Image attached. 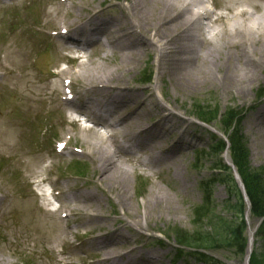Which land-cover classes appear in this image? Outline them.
I'll return each mask as SVG.
<instances>
[{
  "label": "bare ground",
  "instance_id": "bare-ground-1",
  "mask_svg": "<svg viewBox=\"0 0 264 264\" xmlns=\"http://www.w3.org/2000/svg\"><path fill=\"white\" fill-rule=\"evenodd\" d=\"M17 1L0 14V80L4 86L0 94V146L7 151L13 150V144L21 146L14 142L19 136L15 118L7 113L18 108L20 116L25 117L35 105L41 108L47 99L61 91L60 100L75 115L67 116L66 123L88 139L81 151L70 153L88 158L98 176L85 183L89 189L87 193L68 195L66 191L69 190L65 188L69 185L50 186V196L59 202L58 207L50 209V204H46L48 209H40V212L36 208V197L25 202L32 197L30 193L11 196L0 186V207L3 201L9 200L12 215L9 225L0 228V249L11 257L18 255L15 246L22 251L30 249L31 257L25 264H41V258L45 264H68L71 226L83 221L82 231H88L87 236L94 235V224H106L109 229L105 235L91 240L94 247L101 249V259L96 264H162L166 253L145 252L147 246L124 250L120 243L128 242L134 238L132 235L141 237L139 233L146 230L154 232L156 229L149 226L154 209H173L174 201L170 197L175 189L173 183L166 184L168 191L153 185L141 203L144 225L138 221L136 209H133L137 205L128 192V181L135 176L136 170L154 177L157 168L167 169L179 180V189H185L184 181L179 178V163L170 155L175 146L162 148L163 136L175 131V123L181 117L163 103L162 99L168 102L169 98H164L161 80L167 76L180 85L183 80L187 83L201 80L197 85L205 83L224 93L233 89L245 99L254 82L264 81V0H117L126 4L118 5L120 17L113 18L101 17V5L95 0H87L88 4L75 3V0H43L44 6L34 11L28 7L36 0ZM59 9L64 13L54 20L59 32L57 40L78 52L69 57L71 63L64 60L69 65L67 70H59L61 59L54 55L42 65L40 44L34 38L37 32L33 24L40 22L44 15L56 14ZM207 32H210L208 36L205 35ZM90 49V54L81 56L80 52L87 53ZM151 54L156 66L151 89L157 88L160 99L154 97L149 88L145 93H131L137 101L132 102L128 90L134 84L135 66L144 55ZM82 57L86 63L80 61ZM73 78L80 83L78 94L65 92ZM148 78V75L143 76V82ZM184 91L190 92L188 87ZM5 92L16 99L6 101L1 97ZM15 103L17 106H13ZM140 106L146 110L159 108L168 112L160 116L151 129L145 126L146 119L140 115ZM261 113L252 128L264 129V108ZM82 119L92 126L83 128ZM99 130L104 134L100 135ZM88 136L99 140L93 142ZM8 153L12 154L5 159L0 157V175L3 177L17 174L11 168V157L16 167L25 169L18 164L28 155L24 151ZM41 161L40 156V164ZM43 182H37L40 191L43 189L39 185ZM54 184H60L59 180ZM60 191L68 204L58 195ZM109 195L119 203L121 211L134 212V215L114 212L112 217L106 214L102 205L109 200ZM41 196H45L44 192ZM54 213L57 218L52 220L55 223L51 229L46 217H54ZM62 223L66 224L62 226ZM115 225L118 227L114 228ZM254 236L255 231L251 229L246 259L251 253ZM136 241L131 240L132 246L137 245ZM176 253L179 256V251ZM0 264L15 262L0 255Z\"/></svg>",
  "mask_w": 264,
  "mask_h": 264
},
{
  "label": "rangeland",
  "instance_id": "rangeland-1",
  "mask_svg": "<svg viewBox=\"0 0 264 264\" xmlns=\"http://www.w3.org/2000/svg\"><path fill=\"white\" fill-rule=\"evenodd\" d=\"M16 2L18 1L1 0L0 14L4 11V8L11 6ZM78 2L83 4L90 3L87 0H75V3ZM95 2L100 3V9H102V14L100 16L103 18L120 17L121 13L118 9V5L125 6L126 4L124 1L120 2L117 0H95ZM41 6H44L43 0H36L29 5L28 10L34 11L35 9H38L37 7L40 8ZM48 7L49 4L47 8ZM49 11L51 10L49 9ZM62 13H64V11L59 9L56 11V14L50 13L42 16L40 22L33 24V29L37 32V36L34 38L35 41L40 44L39 54L41 56L42 65H46L54 55L57 56L59 60L61 59L59 70H67L69 65H67L64 60L67 59L71 63L72 61H70L69 57L72 58L73 54H77L78 52L71 48L70 45L59 42L48 33L51 31H57L58 28H55L54 20L59 18ZM213 27H217V25H213ZM209 33L210 32H207L205 35L208 36ZM91 51L92 50L90 49L87 53L80 52V54L81 56L88 55ZM154 58L155 57H153L152 54L149 56L144 55L141 61L137 63L135 66V75L133 76L134 84L131 85L128 90L130 94L145 93L149 88H152V82L154 81L153 78L156 76ZM93 60H95L94 57ZM80 61L86 63L84 57H82ZM72 65L74 69L75 62H73ZM147 75L149 76L148 80L143 82L142 77ZM78 81L79 80L73 78L71 81L72 85L69 86L68 89H65V92L78 94L81 90ZM199 82H201V80L195 81L194 83L189 81L187 83L186 80H183L180 85L176 83V81L169 80L167 76H163L161 80L160 86L164 98H169L168 102L166 99V102L162 99L163 103L181 117V119L175 123V131L163 136L162 148L168 149L175 146V149L170 155L171 157H176V160L179 163L181 168V175L179 178L184 181L185 189L182 191L179 189V180H177L176 177L174 178L167 169L157 168L158 171L154 177L147 176L145 173L136 170L135 176L131 177L128 181V192L130 196L132 195L134 197L133 202L139 206L138 208L137 206L133 208L134 210L136 209L135 217L138 221L144 225L143 218L141 217V214L143 213L141 203L143 204L145 196L149 193L153 185H159L164 191H166V184L173 183L175 189L170 193V197L172 196V200L174 201L171 205L173 209L171 211L165 208L154 209L151 213L149 226L154 227L156 230L154 232H147L146 230L142 233H139L138 231V233L142 235L141 237L136 238L135 235H132L134 238H131L128 242L120 243L124 246V250L126 247H136L137 249H140L142 246H147L145 248H147L148 251L145 252L158 251L159 253H166L167 255L162 261V264H197L194 259V254H204L206 257L216 259L223 264H247L246 255L245 257H242V259H239L226 250L206 251L202 249L195 250L193 248L183 249L177 245L176 231L182 230L188 234H195L200 230V226L207 227L206 220H200V218L198 219V216L194 214L195 207L201 205L205 199L201 185L207 186L210 191V201L211 205L214 207L213 213L227 221L230 219L226 210L222 206L223 201L227 198L226 189L224 185L217 184V182L215 183L213 181L214 175L218 172V170L214 169V165L217 163L218 159L211 153L209 155V152L213 147L210 138L212 136L223 138L219 123L217 124L216 120H213L215 114L218 113L221 115L228 111H232L233 114L238 115L241 133L245 139V147L248 151L249 169L254 172L264 167V129L262 127L257 130L255 129V126L252 128L255 121L258 122L256 119L260 117L262 114L261 110L264 108V81L259 80L257 83L254 82L251 90H247L248 92L246 95L248 96H245V99L240 98V96L237 95V92H234L233 89L224 93L222 89L212 86L209 87L205 83L197 85ZM186 87L189 88V93L184 91L186 90ZM10 88L12 89L13 86L11 85ZM3 90L4 86L0 80V94ZM151 92L154 94V97L160 99L157 88L154 90L151 89L150 93ZM62 93L63 92L60 91L56 93V95L54 94L53 98L47 99L41 108L38 105H35L34 110L25 117L20 116L18 108L13 112L10 111L7 113V115H11L15 118L19 136L15 138L14 142L21 146L16 147L12 143L13 150L10 151H7L0 146V152L4 153L1 154L0 157L3 159L12 154L8 152H28V155L22 157L21 163L18 164L25 169L22 167H16L14 165V159L12 157L10 158V161L13 163V167L11 168L12 170L17 171V174L7 175V177L0 175V186L9 191L11 196L30 193L32 197L25 202H31L34 197H36V208L39 212L40 209H48V205L46 204H50V209L58 207L59 202L52 200V197L49 195L52 192L50 186L69 185L65 188V190H69L68 192L66 191V194L68 195L75 192L87 193V190L89 189L84 186L85 183L92 177L96 179L98 176V171L94 169V166L88 158L83 157L79 153H70L74 151L79 152V150L81 151L83 146L85 147V140L87 138H85L83 133L79 134L75 128L72 129V126L66 123V117L72 113L67 110L65 104H63L64 102L60 100V97L63 96ZM1 97L6 98V101L8 102L16 99H12L9 92L3 93ZM135 99L136 98H133V95L131 94L130 101L134 102L136 101ZM14 102H16V100H14ZM13 106H17V103ZM18 106L22 107V105ZM164 110L165 109L159 108H156L155 110L147 108L146 110L141 106L139 108L140 115L146 119V121H144V123H146L145 126L152 127L151 129H154L152 125L154 122L159 121L160 116L167 114L168 111ZM82 126L87 129L92 126V123H87L82 119ZM167 132L169 131H166L165 133ZM99 133L100 135L104 134L102 130H99ZM180 136L183 140L180 139ZM88 138L93 142L99 140L94 136H88ZM179 140L182 142L179 143ZM228 152L229 151L225 150L220 155V159L225 165L230 166ZM69 154L71 155L69 156ZM40 156L42 158L41 164ZM67 157L69 158L66 159ZM0 166H2L1 160ZM41 180H44V182L39 186L43 189L42 191L45 194L44 197L41 196L43 192L37 187V182ZM56 180H59L60 184H54V181ZM239 180V176L236 175L234 181L243 194V191L240 188L241 186L239 185ZM27 182H30V185L27 184ZM35 182L36 184H34ZM57 191L58 190H55L54 192ZM60 192L61 193L58 195L61 196L62 201L68 204L63 199L62 191ZM89 192L96 195L94 191ZM8 201L9 200L1 203V229H3L4 226L9 225V222L12 220V215L10 213L11 206ZM42 202H44L45 205H43ZM234 202L235 200L232 198L231 204ZM102 207L104 208V212L110 214L112 217L113 215L111 213L114 212L118 214L121 212L123 214L126 213L130 217L134 215V212L130 213L125 210L121 211L119 203L115 201L111 195H109V200H106ZM47 218L49 219L50 228L53 229L55 222L52 223V220L57 218V214L54 213V217L51 216V218L49 216L46 217V221ZM83 223V221H80L71 226L72 234L68 236V239L72 245L68 248V264H96L97 261L101 259V256L99 255L101 249L96 246L94 247L91 240L94 237L105 235L109 231L108 226L106 224H94L96 228L93 232L94 235L91 237L87 236L89 235V233H87L88 231L83 233ZM64 224L66 223H62V226ZM257 224L256 220H250L247 218V248L249 232L251 229L255 231ZM113 227L116 228L118 225ZM206 227L202 228V230H208ZM5 231L7 233L9 232L8 230ZM135 239H137V245L132 246L133 242H131V240ZM56 248L58 250L60 249V247ZM251 249V252L257 249V253L259 252L258 254H260V257L264 258L263 243L260 239L254 237ZM14 250L18 253L17 257H11L7 251L3 252L1 249L0 255L6 258L10 257V260H14L15 264H25L29 257H31L30 249L22 251L20 247L15 246ZM177 250L182 252L181 257L177 256ZM40 263L45 264V260L41 258Z\"/></svg>",
  "mask_w": 264,
  "mask_h": 264
},
{
  "label": "trees",
  "instance_id": "trees-1",
  "mask_svg": "<svg viewBox=\"0 0 264 264\" xmlns=\"http://www.w3.org/2000/svg\"><path fill=\"white\" fill-rule=\"evenodd\" d=\"M213 120L219 123L223 134V138H217V136L210 138L213 147L209 155L211 153L218 159L214 165V169L218 172L214 175L213 181L224 185L226 189L227 198L222 206L230 219L227 221L213 213L210 191L207 186L201 185L205 199L201 205L195 207L194 214L200 220L205 219L207 227L200 226V230L195 234H188L182 230L176 231L177 245L183 249L226 250L234 257L242 259L247 251V217L260 222L254 237L262 241L264 249V167L254 172L249 169L248 151L237 114H233L232 111L221 115L217 113ZM225 150L229 151L232 167L225 165L220 159V155ZM233 169L239 176L245 197L234 181ZM232 198L235 200L233 204H231ZM204 227L208 230H202ZM258 253L257 249L250 253L248 264H264V258H261ZM181 255L180 251L179 256ZM194 256L197 264H223L204 254H194Z\"/></svg>",
  "mask_w": 264,
  "mask_h": 264
}]
</instances>
